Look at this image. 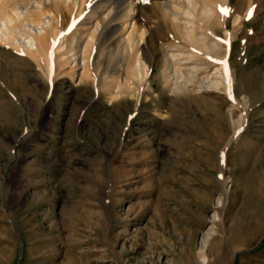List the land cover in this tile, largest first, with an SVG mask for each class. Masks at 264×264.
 <instances>
[{
	"label": "rangeland",
	"instance_id": "374dc122",
	"mask_svg": "<svg viewBox=\"0 0 264 264\" xmlns=\"http://www.w3.org/2000/svg\"><path fill=\"white\" fill-rule=\"evenodd\" d=\"M26 45H0V264H264V14L233 97L169 94L156 55L154 89L111 99Z\"/></svg>",
	"mask_w": 264,
	"mask_h": 264
},
{
	"label": "bare ground",
	"instance_id": "6f19581e",
	"mask_svg": "<svg viewBox=\"0 0 264 264\" xmlns=\"http://www.w3.org/2000/svg\"><path fill=\"white\" fill-rule=\"evenodd\" d=\"M263 6L264 0H0V45L21 51L25 40L23 52L49 82H93L111 99L154 89L156 55L169 94L204 89L233 97L234 40Z\"/></svg>",
	"mask_w": 264,
	"mask_h": 264
}]
</instances>
